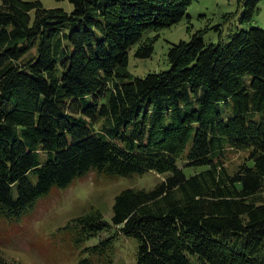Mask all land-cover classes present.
<instances>
[{
    "label": "trees",
    "instance_id": "obj_1",
    "mask_svg": "<svg viewBox=\"0 0 264 264\" xmlns=\"http://www.w3.org/2000/svg\"><path fill=\"white\" fill-rule=\"evenodd\" d=\"M68 1L0 2V210L18 216L92 166L152 170L161 184L113 204V223L139 241L136 264H264V28L227 43L197 31L172 44L167 70L135 77L131 48L151 57L159 35H143L179 23L192 0ZM258 3L244 0L239 22ZM230 149L244 151L232 172ZM179 160L207 168L187 177Z\"/></svg>",
    "mask_w": 264,
    "mask_h": 264
},
{
    "label": "rangeland",
    "instance_id": "obj_2",
    "mask_svg": "<svg viewBox=\"0 0 264 264\" xmlns=\"http://www.w3.org/2000/svg\"><path fill=\"white\" fill-rule=\"evenodd\" d=\"M39 1L46 8L62 7L66 11L73 8L68 0ZM243 12L244 0H192L187 15L179 23L150 29L143 35L141 40L159 35L151 57L136 56L138 44L131 48L129 71L135 77H144L167 70L170 67L167 53L172 44L189 41L200 30L204 31L207 43H227L229 35L238 30L264 28V0H259L250 22H239ZM31 16L34 17V11ZM226 156L232 172L243 160L244 151L230 149ZM178 165L187 177L207 168L188 166L182 160ZM166 176L152 170L118 175L92 166L67 186H52L18 216H9L0 210V256L17 264H136L139 241L113 223L115 198L127 188L151 190ZM28 178L32 184L38 181L35 172H30ZM91 214L100 215L108 226L93 232L78 221L79 217Z\"/></svg>",
    "mask_w": 264,
    "mask_h": 264
}]
</instances>
